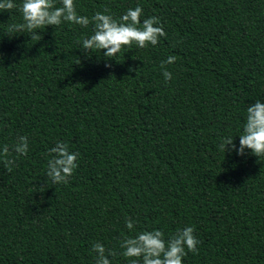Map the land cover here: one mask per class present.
I'll return each mask as SVG.
<instances>
[{
	"label": "trees",
	"instance_id": "obj_1",
	"mask_svg": "<svg viewBox=\"0 0 264 264\" xmlns=\"http://www.w3.org/2000/svg\"><path fill=\"white\" fill-rule=\"evenodd\" d=\"M21 2L0 13V264H96L97 242L129 264L123 238L189 226L198 254L182 264H264V158L219 149L227 136L239 147L248 106L264 102V0H74L89 18L139 6L141 24L160 20L157 46L112 60L82 50L91 23L9 37ZM58 141L79 154L67 184L46 175Z\"/></svg>",
	"mask_w": 264,
	"mask_h": 264
},
{
	"label": "clouds",
	"instance_id": "obj_2",
	"mask_svg": "<svg viewBox=\"0 0 264 264\" xmlns=\"http://www.w3.org/2000/svg\"><path fill=\"white\" fill-rule=\"evenodd\" d=\"M17 8L15 0H0V13L11 12ZM21 22L8 25L6 31L9 37L17 33H27L31 40L40 41L42 36L39 30L60 26L67 22L86 28L91 23L93 34L82 40V50L88 54L90 51H101L106 60H112L125 48L133 45L138 49H145L149 45L155 47L161 37L166 33L160 20L153 16L143 20V9L137 6L128 9L121 17L114 18L109 14V9L96 12L91 18L79 15L76 11L74 0H22L19 5ZM78 43H81L78 41ZM176 57L170 55L162 61L160 68L165 83L172 80V73L167 70V65L175 63ZM105 67H111L106 64ZM220 151L235 152L244 156L246 152L257 158H264V102L257 100L249 105L246 111V122L242 134L239 135L237 148L231 136L222 138L219 144ZM29 150L27 136H20L13 145V151L19 156H26ZM50 159L47 162L46 175L53 184H67L74 171L78 168L79 154L70 152L69 145L58 141L49 150ZM4 157L9 156V147L5 145L2 150ZM7 172H11L16 165V159L3 160ZM135 221L130 217L125 218V226L131 232L134 230ZM195 229L191 226L178 230L173 236L165 239L160 230L143 231L135 236H127L120 242L123 250L120 254L127 258L129 264H182L183 258L188 253L198 254V244ZM92 252L95 253L96 264H112L109 257H115L117 252L107 250L99 242L94 243Z\"/></svg>",
	"mask_w": 264,
	"mask_h": 264
}]
</instances>
